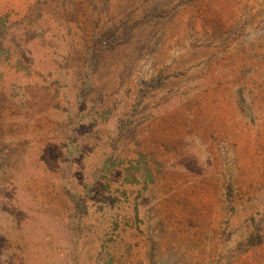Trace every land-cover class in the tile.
I'll list each match as a JSON object with an SVG mask.
<instances>
[{
    "label": "rangeland",
    "instance_id": "obj_1",
    "mask_svg": "<svg viewBox=\"0 0 264 264\" xmlns=\"http://www.w3.org/2000/svg\"><path fill=\"white\" fill-rule=\"evenodd\" d=\"M0 264H264V0H0Z\"/></svg>",
    "mask_w": 264,
    "mask_h": 264
}]
</instances>
